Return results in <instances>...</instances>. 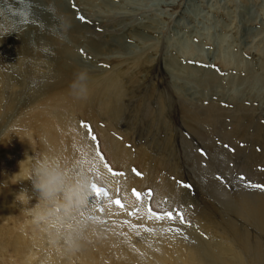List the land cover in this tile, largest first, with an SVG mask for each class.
I'll use <instances>...</instances> for the list:
<instances>
[{"label":"rangeland","instance_id":"1","mask_svg":"<svg viewBox=\"0 0 264 264\" xmlns=\"http://www.w3.org/2000/svg\"><path fill=\"white\" fill-rule=\"evenodd\" d=\"M60 1L68 6L80 23L86 24L79 41L74 43L65 36L62 25L57 26V33L67 44L72 43L71 56L89 75L99 74L107 78L93 87H83V96L85 93L91 95H85L80 103L73 104L70 98L62 97L59 104L53 107L48 103L44 107H38L39 109H31L30 114L41 112L51 123V141H55L62 152L58 156L60 160L57 166L54 161L45 159L44 151L47 147L41 143V137L45 134H40L33 123H26V118L23 117V124L19 127L17 124L12 125V129L7 127L8 133L19 131L23 137L16 142L4 140L0 147V197L12 195L14 202L11 208L6 209L8 211L0 210V215L6 214L0 221L4 226L1 228L3 238H0V242L6 246L0 249V264H23L12 244L16 233L23 232L29 240L37 237L39 231L47 236L54 233L55 238H60L66 232L67 225L74 223L72 208H59V205L50 203L46 198L50 195L56 196L61 199L60 203H64L59 198L61 196L58 191L62 187L73 196L82 193L83 182H75L71 175H76L80 164L86 166L89 191H104L101 194L104 203L98 205L99 211L103 212L108 205L119 199L121 204H114L115 207L118 208L119 205L131 217L149 222V217L155 215L161 224H180L203 239H211V232H207L197 213L208 202L212 204V191L216 185L228 189L235 184L254 189L264 187V147H261L263 138L259 134L256 136L254 131L247 132L249 136L243 138L234 133V136L222 134L220 138L213 130L218 123L222 127L225 125L227 130L237 126V132L243 133L244 126L235 124L236 120H243L239 117L242 110L235 112L232 103L247 106L264 119V0ZM54 4L55 1L50 0L45 7L51 11L55 9ZM3 11L8 17L15 13L21 14V20L15 25L16 31L44 29L29 12L6 4L4 9H0V37L8 33ZM52 12L56 15V10ZM140 23L144 24L140 26ZM117 37L126 45L124 49H119L117 41L113 40ZM86 40L107 43L108 49L96 54V51L86 45ZM107 41L109 44L110 41L117 43L119 48H109ZM42 46L48 55H56L54 44L42 43ZM141 55H147V67L141 69L137 77L145 78L146 88L138 82L133 84L134 74L140 65V60H134ZM6 57V47L1 45L0 69L16 70L14 66L19 61L11 59L10 64ZM42 64L43 61L38 65L39 70L47 67L44 68L45 62L43 67ZM117 67L118 70H115ZM117 74L121 84L128 83L123 85V95L118 102L120 111L115 112L110 110L107 100H100L97 95L106 89L107 79L117 77ZM34 81V78L30 79L31 83ZM54 112L65 113L66 117L61 121L73 126H68L65 132ZM205 118L209 121H206L208 128H212L210 131L203 122ZM259 129L264 132V126ZM203 132L207 137H202ZM0 138H6V133H2ZM250 138H254L252 141L256 140L253 147L245 145L246 140L251 141ZM89 147L93 153L89 151ZM67 148L70 150L69 154ZM8 149L17 154L31 151V156L40 169L54 174L56 171L62 172L63 175L61 174L57 182L49 180L45 184L39 171L30 164L24 183L28 191L25 195L19 193V179L14 178L5 165L8 156L4 153ZM99 162L112 174L114 183L116 181L117 184L113 187H108L104 178L101 181L103 176L98 169L100 165L97 166ZM15 168L12 167L13 170ZM38 189L43 191L42 195ZM21 200H26L29 204L23 213L18 209ZM38 209L41 213L36 212ZM43 209H54L53 218L46 216L49 217L47 219ZM44 223H49L54 232L49 226L43 225ZM39 236L37 239H40ZM34 241L37 246L33 245L32 249L37 253L35 249L40 244L37 240ZM53 245L55 247L56 244L50 245L48 240L45 244L42 243V248L39 246L41 250L34 256L33 261L44 264L45 252H55ZM62 246L59 243V247Z\"/></svg>","mask_w":264,"mask_h":264},{"label":"bare ground","instance_id":"2","mask_svg":"<svg viewBox=\"0 0 264 264\" xmlns=\"http://www.w3.org/2000/svg\"><path fill=\"white\" fill-rule=\"evenodd\" d=\"M49 1L50 0H0V9H4L6 4L13 5L20 10L29 12L32 18L35 21H38L39 24H41L44 28L42 30L40 28H31L23 31H16L15 25L21 20V14L15 13V15L12 17H8L3 11V17L8 27V33L5 36L0 37V46L2 45L6 47L8 56L6 58L10 64H12L11 59L18 60L19 64L15 66L13 65L16 69L14 71L6 69H3L2 71L0 69V136L2 133H6V138H3L2 140L0 138V147H2L1 143L4 140L16 142L22 139L23 135L21 136L22 133L19 131H11L9 133L7 131L14 124H17L18 127L22 125L24 121L22 118L25 117L26 123H33L34 126L37 127L40 134H45L43 137H41L42 145H46L47 147L44 151V157L47 160L54 161L57 166L58 160H60L58 156H60L62 152L61 148L57 147L56 142L51 141V123L48 122L47 116H45V114L43 115L41 112L30 114L31 109L44 107L48 103L51 107H53L55 104H59V101L62 97L70 98V101L73 104H76V102L80 103L82 102L85 95H91L89 93H85L83 96V93L85 92L83 87H86V89L87 87H93L95 84L103 81L107 77H102V75L99 74H96V76H94V74L89 75V72H86L83 68H81L80 64L76 62V60L71 56V52H73L71 49L72 43L67 44L62 36L57 33V26L61 24L64 33H66L65 36H67L69 40L73 41L74 43L79 39L81 32L86 28V24L84 25L80 23L79 20H77L76 17L72 15V12H70L68 6L60 0H52L55 1V9H53L56 10L55 15V11H49L45 7L46 3ZM54 28H56V30ZM113 40L115 42L117 41L120 48L118 47L117 43H113L112 41H110L109 44L108 40L107 42L109 44V48L118 47L121 49L123 47L124 49V46H126L124 42L121 41V38L117 37ZM42 43L54 44L56 48V55H48V53L43 50ZM86 45H88L91 50L96 51V54H99L97 52L108 49L107 43L103 44L86 40ZM146 57H142L141 55L134 60L135 62L140 60L138 62L140 63L137 68L138 71L136 70L137 73L134 74V83L132 82L135 85L138 82L139 85L144 87L145 85L147 86L144 77L141 79H138L137 77L139 71L147 67L145 65L147 59ZM41 60L43 61V64L44 62L47 64L44 66V68L47 66L45 70H41V68L39 70L38 65L40 66V63L42 62ZM150 62H152L151 59ZM133 65L132 67L135 66ZM115 70H118V67ZM122 70L124 69L122 68ZM150 70L153 71L154 69ZM116 76L117 77H110L107 79L106 89L97 96L100 100H107V105L111 111L118 112L121 108L118 102L121 100L123 95V85L127 84L128 82L121 84L122 81L120 82V80H118V74ZM31 78L35 79L33 83L30 82ZM129 81H132L131 78ZM29 82L30 84H28ZM129 87L130 86H128V88ZM141 89L143 88L141 87ZM223 107L224 106H222V108ZM232 108L235 112L242 110V113L240 112L241 115L239 117L243 120H236L235 124L237 123V125L239 124L244 126L243 133L240 134L237 132L236 128H239L237 126L236 128L232 126L230 130H227L225 125L222 127L218 123L215 127L211 124V126L214 127V132H216L220 138L222 134H225V136H230V134L232 135L233 133L243 138L249 136L247 132L254 131V133L256 132V136L259 134V136L263 138L261 140V147H264V132H261L259 129L260 127L264 126V119L262 120V117L259 116L260 114H255V111H251L249 107L239 103H232ZM172 112L174 111L172 110ZM225 113L228 112L225 110ZM56 114L59 117L58 119L60 121V126L65 132L68 126H73L72 124L68 125V123L61 121L64 117H66L65 113L57 112ZM232 115L233 113L231 116ZM156 117H158V115ZM209 117L211 118V115H209ZM207 120L205 118L203 122L208 128L209 126L206 123ZM213 122L215 121L213 120ZM8 126L9 128L7 129ZM30 126V128H33L32 125ZM79 128L80 125L78 124L77 131H79ZM10 129H12V127ZM14 129L16 130L15 127ZM211 129L212 128H208L209 131ZM195 132L197 133L198 130ZM201 134L202 137H207V130V135H205V132ZM84 136H86L85 133ZM253 139L254 138H252V140ZM252 140H248L249 143L246 140L245 145L247 147H253L255 144L254 141L257 140V137L256 140ZM239 141H241V139ZM208 143L209 142H207V144ZM231 145L234 144L231 143ZM121 150L123 149H120V151ZM260 150H262V148ZM67 151L69 154V148H67ZM89 151L92 152V149L90 148ZM124 154L121 155L124 156ZM4 155L6 157L8 156V159L5 161V165L11 171L13 177L19 179H17L20 181L21 185V192L19 193L24 195L28 191L24 183L27 180V169L30 164H33L34 168L39 171L40 175L42 176L43 183L45 184L49 180L57 182L63 175L62 172L56 171V174H54L49 171H45L43 168L40 169L35 160L32 158L31 151L18 152L17 154V152H11L8 149ZM254 156L257 158L255 154ZM116 157L118 158V156ZM118 159L120 160V158ZM99 165L100 167L98 169H100L101 176H103L101 181L104 178L105 183L107 182L106 184H108V187H113L114 184H117L116 181L114 183L112 174L105 167H103L100 162L97 166ZM127 166H129V163ZM12 167H16L15 170H13ZM78 167L79 169L76 172V175L74 176V173L71 175L75 182H83V186L81 187L82 193L78 194L77 196H73L67 191L65 187L58 189V191H60L59 196H61L59 198H62V202L65 201L66 205L65 202L60 203L61 199H57L56 196L50 195L47 198L45 197L46 200L50 201V203H56L59 205V208H72L73 213L71 216L74 218V223L67 225L66 232L60 238H55L54 233H47V236L43 233V231H39L37 232V237L40 235V239L33 237L31 240H29L23 232L16 233V238L13 239L12 244L16 254L21 256L23 264H37V261L35 260L34 263L33 258L41 250L42 247L40 245L42 243L45 244L47 240L50 245L54 243L56 245L55 247L53 245V250L55 252H53V250V253H47L49 250L45 252L44 264H264V187H257L254 189V187H249L247 185L242 186L235 184L230 186V189H228L216 185L212 191V204L208 202V205L197 213L201 219L200 221L203 223V226L207 229V232H211V239L206 240L193 233L191 230H189V228L180 224H161L159 223L160 221H157V217L155 218V215H152L153 217H149V222H145L140 218L131 217L127 210H123L122 208L120 209L119 205L118 208L115 207L116 204L121 202L119 199H113L114 201L116 200L113 202L115 205L107 204L108 207H106L105 210L103 209V212L99 211L100 208L98 209V205H100L101 202L104 203L101 195L104 191L102 193H97L96 191L90 192L87 188V182L89 179L85 171L86 166L80 164ZM106 184L105 186H107ZM114 190H116V187ZM38 192L40 195L43 193L42 190H39ZM11 196L12 195L0 197V210L3 209L8 211L6 209H9L13 206L14 202ZM14 198L16 197L14 196ZM28 205L29 204L26 203V200H21L18 209L21 210V212H24L28 209ZM39 209L36 211L37 213H41V210ZM54 209H47L48 211L43 209L44 216H52L51 218H53ZM34 213L35 211L33 214ZM64 216L66 217V215ZM5 217L6 214L0 215V221ZM49 217L46 218L48 219ZM67 217H70V215H67ZM161 222L163 221L161 220ZM45 224L46 223L43 225ZM48 224L45 226H49ZM7 226L5 228H7ZM3 227L4 226H2L0 223V238H3L1 233V228ZM15 227L17 228V226ZM50 228L51 231L54 229L52 227ZM55 231L57 232V228H55ZM9 233H11L10 230ZM34 235L36 236V234ZM46 238L47 240H45ZM34 240H37V243L39 242L38 244H40L35 249L37 250V253L32 249V246L34 243H36ZM59 243L63 244V246L59 247ZM3 247L6 246L2 245L0 242V249ZM43 247L45 248L44 245Z\"/></svg>","mask_w":264,"mask_h":264}]
</instances>
